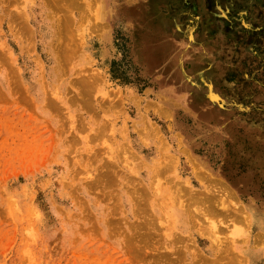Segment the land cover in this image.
<instances>
[{
    "label": "rangeland",
    "instance_id": "rangeland-1",
    "mask_svg": "<svg viewBox=\"0 0 264 264\" xmlns=\"http://www.w3.org/2000/svg\"><path fill=\"white\" fill-rule=\"evenodd\" d=\"M258 221L264 0H0V264H264Z\"/></svg>",
    "mask_w": 264,
    "mask_h": 264
},
{
    "label": "bare ground",
    "instance_id": "bare-ground-1",
    "mask_svg": "<svg viewBox=\"0 0 264 264\" xmlns=\"http://www.w3.org/2000/svg\"><path fill=\"white\" fill-rule=\"evenodd\" d=\"M218 9V8H217ZM177 28V27H176ZM190 33V32H189ZM191 37V36H190ZM192 39V38H191ZM70 52V51H69ZM68 52V53H69ZM67 53V54H68ZM71 53V52H70ZM65 54H66V49H65ZM67 54L65 55V57H67L68 58V56H69V54H68V56H67ZM73 56V55H72ZM70 57V56H69ZM69 62V61H68ZM182 69V68H181ZM183 71V70H182ZM183 73V72H182ZM190 79V78H189ZM207 83V82H206ZM207 85V87H208V92H207V98H210V99H212V101L213 102H215V103H217V101H220L221 100V98L214 92V90H213V88H212V86H211V83L208 85V84H206ZM89 84H88V89H89ZM84 87V86H83ZM86 87V86H85ZM197 87V86H196ZM86 90H87V87L85 88ZM84 92H87L88 93V90L87 91H83V93ZM223 102V101H222ZM222 106V105H221ZM224 109V108H223ZM171 165H170V163H168V165L166 166V168H169ZM253 210V209H252ZM243 214H245L246 215V213H243ZM240 215V214H239ZM247 216V215H246ZM248 217V216H247ZM246 217V218H247ZM242 218V217H241ZM238 219V218H237ZM244 220H245V218H243ZM248 219V218H247ZM249 222V221H248ZM257 225H264V223L263 222H260V221H258L257 222ZM245 229V228H244ZM247 241V240H246ZM257 243V244H256ZM255 244L257 245V246H259V245H261L260 243H259V240H257V242H256ZM256 247V246H255ZM245 264V263H244Z\"/></svg>",
    "mask_w": 264,
    "mask_h": 264
}]
</instances>
